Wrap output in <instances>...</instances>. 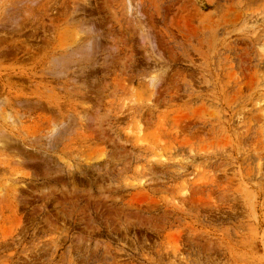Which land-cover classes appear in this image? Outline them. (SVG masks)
Wrapping results in <instances>:
<instances>
[{
    "label": "rangeland",
    "instance_id": "rangeland-1",
    "mask_svg": "<svg viewBox=\"0 0 264 264\" xmlns=\"http://www.w3.org/2000/svg\"><path fill=\"white\" fill-rule=\"evenodd\" d=\"M0 264H264V0H0Z\"/></svg>",
    "mask_w": 264,
    "mask_h": 264
}]
</instances>
